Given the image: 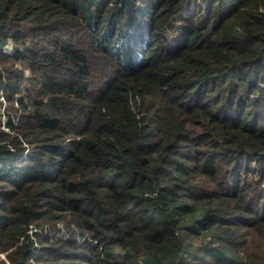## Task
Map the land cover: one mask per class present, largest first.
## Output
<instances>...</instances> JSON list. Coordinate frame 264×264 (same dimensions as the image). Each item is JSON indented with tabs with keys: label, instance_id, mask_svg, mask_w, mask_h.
<instances>
[{
	"label": "trees",
	"instance_id": "trees-1",
	"mask_svg": "<svg viewBox=\"0 0 264 264\" xmlns=\"http://www.w3.org/2000/svg\"><path fill=\"white\" fill-rule=\"evenodd\" d=\"M0 264H264V0H0Z\"/></svg>",
	"mask_w": 264,
	"mask_h": 264
},
{
	"label": "built area",
	"instance_id": "built-area-1",
	"mask_svg": "<svg viewBox=\"0 0 264 264\" xmlns=\"http://www.w3.org/2000/svg\"><path fill=\"white\" fill-rule=\"evenodd\" d=\"M29 228H30V229H29V232H28V233H29L30 235H32V233L35 231V229H33V228L31 229V227H29ZM63 232H64V231H63L62 229L59 231V236H60V237H61V236H64V235H63Z\"/></svg>",
	"mask_w": 264,
	"mask_h": 264
},
{
	"label": "rangeland",
	"instance_id": "rangeland-1",
	"mask_svg": "<svg viewBox=\"0 0 264 264\" xmlns=\"http://www.w3.org/2000/svg\"><path fill=\"white\" fill-rule=\"evenodd\" d=\"M9 53V52H8ZM62 237H68V234H65L64 236H62Z\"/></svg>",
	"mask_w": 264,
	"mask_h": 264
}]
</instances>
